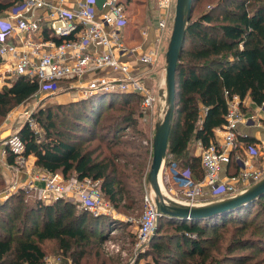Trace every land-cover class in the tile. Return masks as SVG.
Instances as JSON below:
<instances>
[{"label":"trees","instance_id":"trees-1","mask_svg":"<svg viewBox=\"0 0 264 264\" xmlns=\"http://www.w3.org/2000/svg\"><path fill=\"white\" fill-rule=\"evenodd\" d=\"M200 1H192L177 63L174 115L164 167L165 175L173 162L181 169L189 167L196 180L203 179L206 170L201 156L194 153L195 145L216 141L215 129L227 121L229 99L238 95L242 105L249 95L258 105L264 104V0H210V5L195 16ZM22 2L0 0V14ZM40 87L37 78L13 74L10 84L0 89V122ZM142 98L135 90L96 92L40 108L36 116L44 135H38L29 122L22 125L17 131L25 143L22 155H34L35 166L45 172L100 179L104 198L117 212L129 215L140 211L142 203L145 208L149 179ZM250 140H246L247 145H253ZM92 141L102 145L91 149L87 145ZM6 152L12 163L16 153L9 147ZM5 182L1 168L0 187ZM75 204L66 197L30 201L24 189L2 200L0 264H43L45 244L51 240L69 254L73 264H84L94 247H98L95 254L100 257V245L111 231L136 242L138 233L130 229L129 219L89 209L78 211ZM258 204H264V193L204 217L161 216L149 247L142 253L150 256L144 264H264V223L249 221ZM235 223L239 231L228 235V228ZM246 245L251 246V253H237ZM259 254L262 259L252 262ZM108 262L104 259L102 264Z\"/></svg>","mask_w":264,"mask_h":264},{"label":"built area","instance_id":"built-area-1","mask_svg":"<svg viewBox=\"0 0 264 264\" xmlns=\"http://www.w3.org/2000/svg\"><path fill=\"white\" fill-rule=\"evenodd\" d=\"M172 2L158 0L165 9L172 7ZM36 9L42 11L32 14ZM2 15L0 77L4 84H10L12 74H25L37 78L40 85L74 79L82 83L85 79L83 96L96 92L135 90L143 95L142 110L146 119V111L153 107L157 97L132 60L153 64L158 59L159 50L156 46L126 45L122 39V28L126 24L127 13L121 0H105L101 9L96 0H23ZM166 25V19L161 18L159 26L164 28ZM55 37L62 40L58 42ZM122 54L130 59H123ZM2 65L5 70L1 69ZM103 70L109 73L99 74ZM228 102L227 121L220 129L223 140L208 146L202 144L200 156L206 170L204 178L194 179L189 167L181 169L175 162L168 167L173 180L172 188L177 187L184 192L183 199L174 197L173 204L198 205L207 187L214 195L235 193L238 185L252 187L264 178V170L253 167L234 151L239 139V123L245 120V116L238 95ZM0 145H7L16 153L9 167L26 161L27 158L22 155L25 143L17 131L2 139ZM249 149L253 150L252 153L257 152L254 145H250ZM4 153L7 154L6 150ZM232 161L239 164V171L222 181L221 172ZM28 184L29 189L38 191L43 201L72 197L81 210L110 212V206L102 195L100 179H70L57 172H41ZM159 216L156 200L146 193L145 208L138 226L137 246L141 249L149 244Z\"/></svg>","mask_w":264,"mask_h":264},{"label":"rangeland","instance_id":"rangeland-1","mask_svg":"<svg viewBox=\"0 0 264 264\" xmlns=\"http://www.w3.org/2000/svg\"><path fill=\"white\" fill-rule=\"evenodd\" d=\"M173 9L176 7V1L174 3ZM210 5V0H201L195 10L194 15H198L202 10L206 9ZM175 16V12H174ZM175 20V19H174ZM129 24V19L127 18L126 24L123 28V39L126 40L127 34V26ZM170 42V39H169ZM168 45H165L162 48V52L160 53L159 61L157 62V73L159 74V78L161 81H165L166 79V66H167V50ZM155 65V66H156ZM156 75V74H155ZM165 77V79H164ZM85 81V79H83ZM84 81L81 83L77 80H62L58 81L56 84L48 85V84H42L41 88L32 96H30L27 100L24 102L14 106L8 113L3 117V119L0 122V141L4 138H6L9 134L18 131V129L24 125L25 123H33L31 127L38 133V135L43 136L44 131L42 126L37 121L36 113L40 108L47 107V106H54L58 103H67L73 99L81 98L83 97V87H85ZM157 99L154 102V105L152 108L148 109L146 111V119L142 118L141 123L145 128V135L146 139L144 140V143L148 146V157H147V165H146V172L149 173L150 165L152 161V154H153V141L154 136L156 133L157 126L160 125L165 117V114L169 107L168 102V95H167V83L160 85L155 92L153 93ZM142 106V103H141ZM33 113L35 116H33ZM105 113V112H104ZM99 145H102L99 141H92L87 146L91 149H96ZM250 146V145H249ZM7 145L3 146L0 145V156L3 155L5 159L0 158V166H3L5 164L9 165L11 164L7 159V154L4 153V151L7 149ZM103 148V147H102ZM250 152H252V149H249ZM26 161L23 163H19L18 166L14 165L12 166V170H17V172L20 170H25L27 165L31 164V162H28V159H32V155L29 157H26ZM35 167L34 173L31 174V178L33 179L34 176L37 174H40L42 172L41 169L38 167ZM165 167V165H164ZM1 169V168H0ZM60 173V172H57ZM148 176V174H147ZM171 177V176H170ZM168 178L167 175L164 173V168L162 170V183H163V189L162 194L164 196V201H167L168 203H174V197L183 199L184 195L183 193L176 191V189L172 188L173 180L172 178ZM31 180V179H30ZM14 182L13 185L9 183L8 177L5 176V185L0 187V202L2 200L7 199L8 197L18 193V190L24 189L26 193V199H30L32 201L33 199L39 198V193L35 189H29L30 186L28 182ZM149 180V179H148ZM146 182L145 186V193H148L153 199H157V194L154 191L153 186L151 185L150 181ZM20 185V186H19ZM103 195V193H102ZM104 197V195H103ZM72 201L75 202V198H70ZM41 199V198H40ZM108 205L111 209H113L110 202L105 199ZM199 201V200H198ZM252 203L251 205H253ZM76 205V204H75ZM76 210L81 211L76 205ZM114 210V209H113ZM116 211V210H115ZM144 211V204L142 203V209L140 211H133L132 213H129L124 219H129L132 224H130V229H133L134 231H137L138 233V226L139 221L141 219V216ZM252 214L250 216V222H253L254 225H259L264 223V204H258L254 206L252 209ZM112 213V211L110 210ZM110 212H101L110 214ZM234 226L228 228V235H235L239 231V224L235 223ZM115 231H111V236L106 239L104 243H101L99 252L101 254L100 257H97L95 254V251H97L98 247H94L92 250V253L84 258V264H102L104 259H109V264H144L145 260L149 259L150 256L142 255L143 251L145 252L147 248L149 247L147 245L146 248L141 249L137 246L139 237L137 236L136 242L132 243L129 241V238L126 237L125 234L116 233ZM251 235V234H247ZM45 248L47 251V255L44 258L43 264H73L72 258L69 256V254L65 253L62 249H60L57 246L56 241H48L45 244ZM251 246H245L244 248L238 249L237 253L241 252L248 254L251 253ZM142 255V256H141ZM262 259V254H259L256 258H254L253 261H260ZM264 259V258H263ZM234 263V262H229Z\"/></svg>","mask_w":264,"mask_h":264},{"label":"crops","instance_id":"crops-1","mask_svg":"<svg viewBox=\"0 0 264 264\" xmlns=\"http://www.w3.org/2000/svg\"><path fill=\"white\" fill-rule=\"evenodd\" d=\"M121 1L126 8L127 18L129 19V24L126 27L128 34L126 36V40L123 39V34H122V39L125 41L126 45L129 46L142 45L145 48H151L153 46H156L159 50L158 59L153 64H145V63H140L139 61L132 60L133 63H136V66L139 68V70L143 72L147 84L150 87V90L154 93L155 90L158 87H160V85L166 82L165 77H164L165 81L164 80L161 81V79L159 78L160 76L157 73L156 67L158 65L157 62L161 57L160 53L162 52V48L165 45H168L169 39L171 38V34L174 26V19H175L174 16L175 9H173V7L175 6L174 3L176 0H172L173 1L172 7L166 9L162 8L159 5L158 0H121ZM41 11L42 9H36L32 14L37 15ZM29 15H31V13H29ZM0 16H4V15L0 14ZM161 18H164L167 21V25L164 28L159 26V21ZM123 28H122V33H123ZM122 58L126 60L130 59L128 55H124V54H122ZM1 69L5 70V66L2 65ZM106 73H109V71L103 70L99 72V74H106ZM4 85L5 84L3 78L0 77V89H2ZM240 105H241V101H240ZM241 109L244 113L245 120L239 123V139H238L239 145L236 143L235 146L236 150L234 149V151L241 154L242 158L247 162H249L253 167L264 170V104L258 105L248 95L243 99ZM221 128L222 127H218L215 129L216 142H221L223 140L222 132L220 130ZM249 137L252 140H250ZM248 139L250 140L248 142H253V145L257 149L256 153L254 152L252 153L249 151V145L246 144V140ZM201 151H202V143L201 141H198L195 145L194 153L195 155L200 156ZM32 157L33 160L28 159V162L30 161L31 164L27 165L25 170H21V171L19 170L18 172L17 170H12V168L9 167L7 164L0 166L2 168L4 175L8 177L10 184L13 185L14 182L16 183L26 182L31 179V174L34 173L35 171L34 166L36 162V157L34 155H32ZM0 158L5 159L3 155L0 156ZM237 170L239 171V164L237 162L236 164L230 163L226 165L223 171L221 172V177H220L221 180L224 181L228 179V177L231 174L235 173ZM42 172L48 173L45 171ZM59 174L63 175L61 172ZM167 175L169 178L170 175L168 171H167ZM67 178L70 179L76 178V176L72 175L71 177H67ZM171 185L173 186V184ZM246 188H250V185H238L237 191ZM174 189H176V191L184 193L183 190L180 188L175 187ZM232 194L234 193H224L214 196V194L211 193V189L207 187L206 194L201 198H199L200 203L198 205H202L211 200L221 199ZM112 208L114 209V207ZM113 209L110 208L112 214H114L115 216L123 217V218L127 216L120 214L119 212L115 211V209L114 210Z\"/></svg>","mask_w":264,"mask_h":264},{"label":"water","instance_id":"water-1","mask_svg":"<svg viewBox=\"0 0 264 264\" xmlns=\"http://www.w3.org/2000/svg\"><path fill=\"white\" fill-rule=\"evenodd\" d=\"M193 0H176L174 26L167 50L166 83L169 107L163 122L157 126L153 141V154L148 173L151 185L157 194L156 204L159 210V218L163 215L177 217H204L215 213L232 209L238 205L245 204L264 193V178L250 188L242 189L227 197L211 200L202 205H170L164 201L162 194V170L165 165V156L168 149L171 121L174 115L176 98V68L183 45L186 30V22L190 16ZM101 9L105 0H96ZM159 223V221H158ZM155 227L153 235L156 233Z\"/></svg>","mask_w":264,"mask_h":264},{"label":"bare ground","instance_id":"bare-ground-1","mask_svg":"<svg viewBox=\"0 0 264 264\" xmlns=\"http://www.w3.org/2000/svg\"><path fill=\"white\" fill-rule=\"evenodd\" d=\"M161 186H162V189H163L164 186H163V183L162 182H161Z\"/></svg>","mask_w":264,"mask_h":264}]
</instances>
